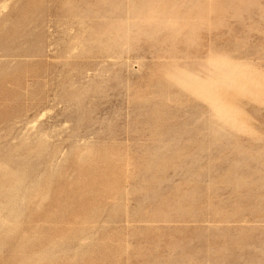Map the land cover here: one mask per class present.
I'll list each match as a JSON object with an SVG mask.
<instances>
[{"label":"rangeland","instance_id":"1","mask_svg":"<svg viewBox=\"0 0 264 264\" xmlns=\"http://www.w3.org/2000/svg\"><path fill=\"white\" fill-rule=\"evenodd\" d=\"M0 264H264V0H0Z\"/></svg>","mask_w":264,"mask_h":264}]
</instances>
